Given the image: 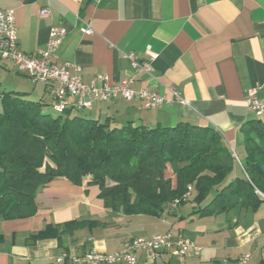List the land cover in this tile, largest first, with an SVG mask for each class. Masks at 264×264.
<instances>
[{
	"label": "crops",
	"instance_id": "crops-1",
	"mask_svg": "<svg viewBox=\"0 0 264 264\" xmlns=\"http://www.w3.org/2000/svg\"><path fill=\"white\" fill-rule=\"evenodd\" d=\"M43 8L48 15L40 14ZM0 9L13 10L17 43L25 53L45 47L49 28L62 26L66 34L58 63L78 66L83 81L103 74L117 83L133 75V89L163 96L154 108L119 97L95 102L85 113L117 124L211 126L235 154L233 173L240 174L245 156L241 127L256 117L244 96L249 88L261 94L264 87V0H0ZM83 21L90 23L92 34L79 30ZM129 53L149 61L150 74L136 71ZM0 67L21 75L26 97L52 101L45 83L9 62L0 61ZM169 86L188 104L175 99ZM86 182L56 177L37 190L34 215L7 219L0 213V264H79L77 258L88 251L110 253L127 240L166 232L192 240L198 254L176 257L164 250L152 261L140 249L135 264H235L245 253L250 254L247 264H262L264 201L255 209L235 206L200 217L190 214L196 205L192 191L184 204H169L161 216L125 214L104 206L98 187ZM65 223L68 229L59 237L31 238Z\"/></svg>",
	"mask_w": 264,
	"mask_h": 264
},
{
	"label": "trees",
	"instance_id": "trees-1",
	"mask_svg": "<svg viewBox=\"0 0 264 264\" xmlns=\"http://www.w3.org/2000/svg\"><path fill=\"white\" fill-rule=\"evenodd\" d=\"M25 92L0 91V213L7 219L36 213L35 194L56 177L98 187L112 211L161 216L172 203L186 202L187 187L200 217L235 206L255 209L264 197V120L256 116L241 127L245 157L238 161L211 126L180 121L146 126L85 109L51 114V102ZM53 108V107H52ZM108 181L111 184H108ZM69 223L33 234V240L59 237ZM61 229V230H59Z\"/></svg>",
	"mask_w": 264,
	"mask_h": 264
},
{
	"label": "built area",
	"instance_id": "built-area-1",
	"mask_svg": "<svg viewBox=\"0 0 264 264\" xmlns=\"http://www.w3.org/2000/svg\"><path fill=\"white\" fill-rule=\"evenodd\" d=\"M49 10H40L42 16L48 15ZM79 30L84 34L94 32L89 22L83 21ZM16 24L12 9H0V61L9 62L18 71L27 74L33 81L46 84L47 92L53 100V109L62 112L65 108L91 109L95 102H111L122 97L125 100L139 99L143 108H154L161 104L163 96L151 89H133L134 76L130 75L117 83H110L108 77L97 74L85 82L77 73L80 68L69 62L58 63V48L66 34L62 26H51L45 47L32 53L22 51L17 43ZM132 67L139 72L150 74V62L138 61L133 53L126 55ZM69 67L75 71L71 74ZM168 91L182 104H188L172 87ZM244 102L249 112L256 116L264 115V87L262 93L257 88H249L244 96ZM235 156V154H234ZM236 158V156H235ZM184 195L190 194L191 186L187 187ZM264 197V194L258 192ZM173 204V203H172ZM146 250L150 260L155 261L162 251L167 250L171 256L181 257L190 253L198 254L200 248L192 241L181 235L173 237L172 232L155 234L151 237H138L127 240L121 248L110 253L88 251L77 258L79 264H135L136 251ZM250 254L240 255L235 264H247ZM261 262L264 264V252H261Z\"/></svg>",
	"mask_w": 264,
	"mask_h": 264
},
{
	"label": "rangeland",
	"instance_id": "rangeland-1",
	"mask_svg": "<svg viewBox=\"0 0 264 264\" xmlns=\"http://www.w3.org/2000/svg\"><path fill=\"white\" fill-rule=\"evenodd\" d=\"M21 75L17 74L14 69H3L0 67V91L5 90H15V91H22V86L24 81L20 80ZM46 110L51 114H56V111L52 107H46ZM87 110H83L82 113H85ZM262 120H264V115L260 116ZM245 157V156H244ZM242 158V160L244 159ZM108 184H111L110 181H108Z\"/></svg>",
	"mask_w": 264,
	"mask_h": 264
}]
</instances>
